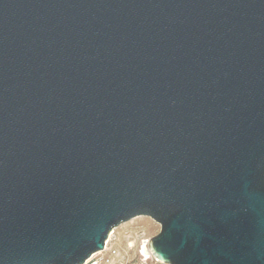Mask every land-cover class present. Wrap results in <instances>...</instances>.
Listing matches in <instances>:
<instances>
[{"label": "water", "instance_id": "1", "mask_svg": "<svg viewBox=\"0 0 264 264\" xmlns=\"http://www.w3.org/2000/svg\"><path fill=\"white\" fill-rule=\"evenodd\" d=\"M138 217L158 263L264 264V0H0V264Z\"/></svg>", "mask_w": 264, "mask_h": 264}, {"label": "rangeland", "instance_id": "2", "mask_svg": "<svg viewBox=\"0 0 264 264\" xmlns=\"http://www.w3.org/2000/svg\"><path fill=\"white\" fill-rule=\"evenodd\" d=\"M160 226L149 218L138 217L113 229L105 241L107 252L115 251L113 264H161L143 253L148 240L158 235Z\"/></svg>", "mask_w": 264, "mask_h": 264}, {"label": "built area", "instance_id": "3", "mask_svg": "<svg viewBox=\"0 0 264 264\" xmlns=\"http://www.w3.org/2000/svg\"><path fill=\"white\" fill-rule=\"evenodd\" d=\"M115 256V251L107 252L105 243L103 251L93 254L84 264H113Z\"/></svg>", "mask_w": 264, "mask_h": 264}, {"label": "bare ground", "instance_id": "4", "mask_svg": "<svg viewBox=\"0 0 264 264\" xmlns=\"http://www.w3.org/2000/svg\"><path fill=\"white\" fill-rule=\"evenodd\" d=\"M143 253L145 254V255H148V253H147V250L144 248V250H143Z\"/></svg>", "mask_w": 264, "mask_h": 264}]
</instances>
